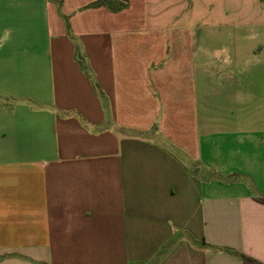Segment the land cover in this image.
I'll use <instances>...</instances> for the list:
<instances>
[{
  "label": "crops",
  "instance_id": "1",
  "mask_svg": "<svg viewBox=\"0 0 264 264\" xmlns=\"http://www.w3.org/2000/svg\"><path fill=\"white\" fill-rule=\"evenodd\" d=\"M95 1L0 0V264L264 263V0Z\"/></svg>",
  "mask_w": 264,
  "mask_h": 264
},
{
  "label": "trees",
  "instance_id": "2",
  "mask_svg": "<svg viewBox=\"0 0 264 264\" xmlns=\"http://www.w3.org/2000/svg\"><path fill=\"white\" fill-rule=\"evenodd\" d=\"M128 5V0H96L95 2L88 5L87 8L106 7L107 9L113 12H118L128 8ZM257 201L264 204V196L258 197ZM239 256L242 261V264H264L261 261L244 254H240Z\"/></svg>",
  "mask_w": 264,
  "mask_h": 264
},
{
  "label": "rangeland",
  "instance_id": "3",
  "mask_svg": "<svg viewBox=\"0 0 264 264\" xmlns=\"http://www.w3.org/2000/svg\"><path fill=\"white\" fill-rule=\"evenodd\" d=\"M179 29L178 28H172V29H164V33L166 34H171V36H174L178 33ZM213 34L217 35L219 37H223L226 35H229V31L227 29H213Z\"/></svg>",
  "mask_w": 264,
  "mask_h": 264
}]
</instances>
